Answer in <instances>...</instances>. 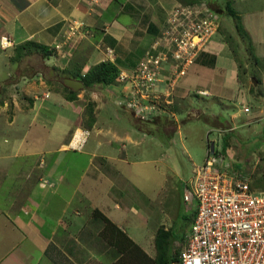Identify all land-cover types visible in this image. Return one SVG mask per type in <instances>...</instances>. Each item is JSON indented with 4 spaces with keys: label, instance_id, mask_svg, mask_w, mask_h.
<instances>
[{
    "label": "crops",
    "instance_id": "1",
    "mask_svg": "<svg viewBox=\"0 0 264 264\" xmlns=\"http://www.w3.org/2000/svg\"><path fill=\"white\" fill-rule=\"evenodd\" d=\"M231 1L251 40L255 57H262L263 62L264 7L241 8L244 0ZM179 4L177 0H0V39L5 37L13 43V47L5 51L0 49V62L6 67L13 66L14 49L26 42H34L51 51L50 56L42 60L41 67L48 68L49 81L57 82L65 74L68 79L79 80L68 76L64 72L66 68L83 76L89 68L99 63H112L119 73H130L163 30L171 11ZM71 28H78L80 33L70 34ZM56 45H59L57 52L54 51ZM77 61L80 62L76 64ZM239 67L241 64L229 46L213 36L187 75L179 80L176 89V95H181L180 99L187 102L185 105H194L193 102L199 98L209 99L202 107L196 105L193 108L203 115L202 119L209 116L203 122L206 132L208 126L222 131L225 145L222 147V142L218 140L211 146L220 147L234 162L235 156L231 151L235 148L238 131L244 133L253 121L264 119L259 117L264 113V95L261 91L256 92L249 82L245 87V77L238 76ZM41 72L23 76L17 83L19 92L32 98L31 106L18 113L14 109L10 121L0 118V264H165L186 245L185 240L176 235L174 223L175 219H185L186 214L183 215L182 207L175 213L169 206L172 204L169 180L179 176L174 154L179 152L182 155L184 152L191 162V158L196 159L198 153L191 154L185 135L175 134V140L165 145L151 140L141 130L145 134V143L155 144L159 153L155 160L146 156L145 163L164 160L162 169L166 173L165 176L161 173V176L165 183L156 191V196L160 195L159 214L148 204L142 191L143 204L125 205L130 183L126 171L133 170L135 165L134 159L128 158L127 143L121 142L120 146H116L113 141L99 140L91 146L84 130L76 126L64 144V138L74 124L73 117L82 112V99L66 100L47 85ZM6 74L8 77L11 75L9 71ZM233 81L236 87L226 92V84ZM253 81L255 86L259 85L260 80L256 78ZM262 84L264 90V74ZM247 97L252 98L254 104L245 112L243 108L238 109V105L242 106V101ZM212 101L219 103L223 110H214L210 106ZM223 101L234 103V109ZM14 104L17 105V102ZM98 123L87 129L88 135L94 131L97 139L107 132ZM124 130L130 143L128 133L136 134L139 131L134 126ZM53 144L62 152H71L79 146V150L73 152L88 154L86 156L94 164L91 171L97 178L96 182L100 181L102 175L104 179L111 176L108 188L102 191L93 189V197L99 194L100 201L93 198L92 202L84 205L83 200L86 199L83 197L79 202L78 185L74 180L78 173L77 165L71 168L70 174L64 169L55 174L56 160L33 162V157L50 153L49 147ZM87 146L91 147L85 150ZM104 146L110 149L115 147L114 151H119V155L116 157L115 154L108 155L106 151L98 152ZM202 152L200 162H191L192 175L195 167L200 166L206 157L204 146ZM73 159L76 162L80 160L78 157ZM96 161L98 165L94 163ZM119 164L126 166L125 172L122 173L124 168ZM234 167L238 168L235 164ZM114 170L118 177L115 181L112 180ZM67 175L73 181V187H69L67 193L61 191L63 208L57 221L53 222L49 205L37 198L40 196L37 190L50 185L42 182L45 177L55 179L61 176L67 180ZM41 206H44L40 210L42 214L38 211ZM167 216L169 219L165 218ZM160 228L171 232L167 254L162 259L158 258L155 248V237ZM181 244L182 248H179Z\"/></svg>",
    "mask_w": 264,
    "mask_h": 264
},
{
    "label": "rangeland",
    "instance_id": "2",
    "mask_svg": "<svg viewBox=\"0 0 264 264\" xmlns=\"http://www.w3.org/2000/svg\"><path fill=\"white\" fill-rule=\"evenodd\" d=\"M187 1V0H186ZM199 3L203 4L206 8H209L211 11L216 14L219 18V27L217 30V33L214 35L216 36L220 41L225 42L229 48L234 53L236 60L240 62L241 67H239V73L238 76L245 77V87L250 86L258 92L261 91L264 95L263 90V84L261 85V82L263 81V72H264V61L262 62L261 58H256L255 52L252 51V43L251 40L246 32V30L240 27V29L237 28V25L240 24V17L237 15V12L235 11V5L233 1L231 0H188V4L184 6H190L192 3ZM241 8H253L258 9L260 7H264V0H244V2L240 5ZM247 11V10H246ZM236 16H234V14ZM170 16V15H169ZM168 16V18H169ZM167 18V19H168ZM167 23V21H166ZM166 25V24H165ZM165 27V26H164ZM85 30V29H84ZM70 32V30H69ZM72 34V31L70 32ZM5 38V37H3ZM3 38L0 39V49L1 50H7L11 47H13V43L11 47L2 48V41ZM7 39V38H6ZM9 40V39H8ZM206 47L204 48V50ZM59 50V45H56L54 48V51ZM201 51L198 55V57L194 60V62L186 69V74L188 73V70L191 68V66L195 63V61L199 58V56L204 52ZM15 52V51H14ZM16 54V53H15ZM14 57H12L11 63L13 66L10 65V67H6V65L2 62H0V118L4 121H10L11 117L13 115V110L18 112H23L22 110H26L31 106L33 103L32 98H29L27 95L22 94L20 91V88L17 86L18 81L23 76H32L35 71H42L41 77L45 80L49 81V70L48 68H41L42 67V59L40 55L37 54H31L28 55V52L24 51L21 52L19 55H22L21 60H17ZM74 56V54H72ZM72 56V57H73ZM256 56V57H255ZM2 57V56H1ZM264 58V57H263ZM1 59H4L3 57ZM80 61L75 62L78 64ZM213 62V61H212ZM165 69L162 71L163 76H169V65L165 63ZM262 65V66H261ZM138 66V65H137ZM136 66V68H137ZM136 68L133 69L132 72L136 70ZM70 68H66L65 73H67L69 76L78 77L77 72L74 70L70 71ZM10 72V76H6L7 72ZM77 71V70H76ZM168 71V72H167ZM61 70L59 71V75L61 74ZM119 73L115 81L110 85H103V86H95L87 91L83 88L78 90L76 93L77 96H79L77 99L83 103L82 106V112L81 114L75 115L73 117L74 124L72 125L71 129L69 130L67 136L63 139L64 144H66L73 134L74 127L78 129H83L86 134V137L88 136L89 140L92 144L102 141V140H109L113 141L116 146H120L121 142L127 143V152H128V158L134 159L135 165H133V170L126 171L129 176L126 174V178L129 180V188L127 189V195L128 197L125 200V205H137V204H143L142 200V192L146 196V200H148V204H151L153 208H155V212H157V215L159 214L158 209L159 203H160V195L156 196V191H159L161 189V186L163 183V177L165 176L166 170L164 171L162 168L164 160L161 159L160 162H154L153 164L148 162L145 163L144 158L146 156H149V158H154V160L157 158L156 156L159 155L158 148L155 144H150L149 142L145 143L144 135L147 134V136L151 140H156L159 142L165 143V145H169L172 143V141L175 140L174 135L180 134L185 135L186 141L189 144V150H191V154L195 155L197 154V157L194 160L191 158V162L194 164L197 162H200L203 158V152L202 148L204 146V149L208 151V149L211 147V145L214 143V141H221L222 147L225 145V140L223 139V134L221 133L219 129L212 128L210 126L208 132H206L205 125L199 112L195 111L193 107H196V105L203 106V103H206V100L209 99H200L197 101H194L193 104L185 105L183 99H180L181 95H176V89L177 84L174 85V90H172L171 99L169 100L168 104V113H159L153 116H150L147 119H143L135 113L130 107L127 105H124L123 101H127L129 98H132V95H135V91L133 86L129 83V77L126 79H122V76L124 75H131V73ZM37 74V73H35ZM77 75V76H76ZM65 76H67L65 74ZM62 75L60 77V80L57 82L50 81L47 83V85L50 88H53L56 92L60 93L63 97L65 96L66 91H64L61 87V81L62 78L65 77ZM252 79L251 81L249 79ZM257 78L259 81V85L255 86L254 81ZM68 79V78H67ZM181 80V79H180ZM249 80V81H248ZM79 81V80H78ZM228 82L224 87H226V92H229L227 89H232L236 87V82L233 81ZM165 88L170 87L168 85L164 86ZM231 87V88H230ZM163 88V87H162ZM241 96V95H240ZM65 98V97H64ZM175 104L174 103V99ZM243 100L240 99V101ZM15 101L17 102V105H15ZM227 106H229L232 110L235 107L234 103H230L228 101H223ZM243 105H238V109H242L243 106L247 108H251L254 104L252 98H245V101H242ZM210 106L214 108V110H220L221 106L219 103L216 102H210ZM172 107L170 110L169 108ZM194 109V110H192ZM223 110V109H221ZM253 114H250V116ZM209 117V116H208ZM245 117V116H243ZM259 117H264V113L260 114ZM243 118H240L242 120ZM96 121V123H95ZM98 124L100 126H104L106 128L105 133L100 134L101 137L99 139L96 138V134L94 131L91 132V135H88L87 129L90 130V128L94 125ZM136 127L139 131L138 133L143 130L142 133L139 134H132L128 133L130 136V142H127L128 135H125V130L129 126ZM127 126V127H126ZM264 126V119H261L259 121H253L249 127H246L243 131L239 130V135L237 136V140L235 142V148L231 151V153L235 156V162L234 159H232L233 163L238 166L239 170L241 172H250L252 175V186L254 190L257 191H264V132L262 133ZM129 129V128H128ZM185 129V130H184ZM207 133V137L205 138V134ZM241 134V136H240ZM98 136V135H97ZM116 136V138L114 137ZM242 137V138H241ZM148 138V139H149ZM117 139V141L115 140ZM136 143V144H135ZM175 143V142H174ZM80 144V143H78ZM90 145V144H88ZM87 146V149L89 147ZM125 148V149H126ZM219 148V147H216ZM115 147L113 149H110L108 146H104V148H101L98 152H104L106 151L108 155L115 154L116 157L119 155V151H114ZM117 149V148H116ZM70 150V149H69ZM78 149H74L71 152H62V150L57 149L56 146L50 145L49 151L50 153H45L42 156L33 157V162L36 164L40 160H47L48 162H52L56 160L57 162L54 163L56 166L54 168V173L59 174L61 171L63 172V169L66 170L67 173H72L71 168L75 165H77L78 173L76 174V177H74L75 183L78 185V195H79V202L80 198L86 199L83 200L84 205H88L89 202H92L93 198L95 200L100 199V195L98 194L96 197H93V189L102 191L105 188H108L110 178L104 177V175L101 176L100 181H97V178L94 177L92 173V168L94 167V164L91 162L90 157L86 156L88 154L80 155L77 152ZM111 150V151H110ZM182 153V152H181ZM174 154V153H173ZM178 154V155H176ZM184 154V156H183ZM181 155L179 152L174 154V159L176 160V166L179 172L178 178L172 177V179L169 180V183L172 185V193L170 196V208L171 211L174 210L175 213L177 211L179 212L180 207L183 210V215L186 216L185 219L179 218V220L175 219V232L176 235L186 240V237L188 236L189 230H190V222L193 216L194 209L196 207L195 203L186 202L184 200V195L186 190H189V187L186 185L189 183L190 179L192 178V174L190 173L191 170V162L189 161L186 154L183 152ZM90 155V154H89ZM78 157L80 160L79 162H76L73 158ZM156 157V158H155ZM136 159V160H135ZM32 162V163H33ZM95 164H99L98 161L94 162ZM26 164V163H25ZM93 164V165H92ZM17 165V164H16ZM29 165V164H28ZM31 166V165H30ZM122 168V173L125 172L126 166L124 164H119ZM196 168V167H195ZM17 169V168H16ZM92 170V171H91ZM162 173V176H161ZM36 174V172H35ZM33 174V175H35ZM93 174V175H92ZM61 175V174H60ZM69 179H63L60 177L55 179H50L48 177H45V180L42 182L46 185L45 188L37 190L38 195L37 198H40L42 200L46 201V206L49 205V213H50V219L51 221L55 222L57 221V218L60 214L61 207V199L62 195L60 194L61 191L67 193V189L69 187H73L72 183L73 181H70V176L67 175ZM22 178V174H21ZM112 180H118V177L116 176V170L112 171ZM123 178V176H122ZM22 179H20V182ZM31 181H29L30 183ZM181 187V188H180ZM52 189V192H51ZM136 191V192H135ZM142 191V192H141ZM141 196H139L138 194ZM103 199V198H102ZM101 199V200H102ZM100 201V200H99ZM42 207L38 209L39 213L40 210L42 211ZM181 210V212H182ZM44 212V211H43ZM42 214V213H40ZM104 218V217H103ZM101 218L102 220H104ZM169 219V216L165 217ZM189 219V220H188ZM105 221V220H104ZM135 222L134 219H132V222ZM106 222V221H105ZM96 224V223H94ZM183 243V242H182ZM179 248H182L179 246ZM177 256V255H176Z\"/></svg>",
    "mask_w": 264,
    "mask_h": 264
},
{
    "label": "built area",
    "instance_id": "3",
    "mask_svg": "<svg viewBox=\"0 0 264 264\" xmlns=\"http://www.w3.org/2000/svg\"><path fill=\"white\" fill-rule=\"evenodd\" d=\"M218 27V16L203 4L177 5L136 70L122 76L129 77L135 91L124 105L143 119L168 113L174 85ZM70 31L80 33L78 28ZM1 44L12 46L6 38ZM165 63L169 76L162 75ZM187 186L184 200L196 207L186 245L173 264H264V191L254 190L251 173L235 168L232 159L213 145Z\"/></svg>",
    "mask_w": 264,
    "mask_h": 264
},
{
    "label": "trees",
    "instance_id": "4",
    "mask_svg": "<svg viewBox=\"0 0 264 264\" xmlns=\"http://www.w3.org/2000/svg\"><path fill=\"white\" fill-rule=\"evenodd\" d=\"M177 1L182 5L188 4V0L187 1L186 0H177ZM192 4H195V3L193 2ZM234 16H236V15L234 14ZM240 27L243 29L241 21H240V24L237 25L238 29H240ZM14 51L16 53L15 58L17 60L22 59V55H19V54L21 52H24V51L28 52V55H31V54L32 55L33 54L40 55V57L42 59H46L51 54L50 53L51 51L47 47L36 44L34 42H26L23 45L16 47L14 49ZM118 74H119L118 68L115 65H113L112 63H99V64L89 68V70L83 76L80 75L79 78L78 77L77 78L84 84V89L88 90V89L95 87V86H103V85L112 84L115 81V79L117 78ZM71 77L76 78L73 76H71ZM65 78L67 79L68 77H65ZM47 82L49 83L50 81H47ZM61 87L64 91H66L65 96H64L66 100H68V101L77 100V94L78 93H76V92L70 90L69 88L65 87L63 85V79L61 81ZM204 119L207 120L208 117L205 116ZM104 220L106 221L107 224H110L106 219H104ZM170 237H171L170 231H165L163 228H160L157 230L156 237H155V248H156L157 255H158L159 259H162L164 257V255L167 254V249H168L169 243H170ZM176 261H177L176 256H172V258L170 260L168 259L165 261V264H169V262L174 263Z\"/></svg>",
    "mask_w": 264,
    "mask_h": 264
},
{
    "label": "water",
    "instance_id": "5",
    "mask_svg": "<svg viewBox=\"0 0 264 264\" xmlns=\"http://www.w3.org/2000/svg\"><path fill=\"white\" fill-rule=\"evenodd\" d=\"M63 84L65 87L69 88L74 92H77L78 90L84 88V84L81 81L73 80V79H64Z\"/></svg>",
    "mask_w": 264,
    "mask_h": 264
}]
</instances>
